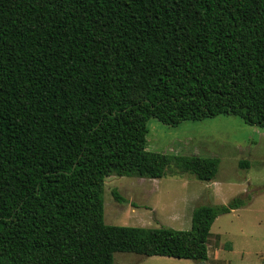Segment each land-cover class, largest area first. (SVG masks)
I'll use <instances>...</instances> for the list:
<instances>
[{
  "label": "trees",
  "instance_id": "1",
  "mask_svg": "<svg viewBox=\"0 0 264 264\" xmlns=\"http://www.w3.org/2000/svg\"><path fill=\"white\" fill-rule=\"evenodd\" d=\"M217 115L264 128V0H0V264L205 262L243 196L196 205L183 230L106 224L102 191L111 175L212 181L217 157L146 134Z\"/></svg>",
  "mask_w": 264,
  "mask_h": 264
},
{
  "label": "rangeland",
  "instance_id": "2",
  "mask_svg": "<svg viewBox=\"0 0 264 264\" xmlns=\"http://www.w3.org/2000/svg\"><path fill=\"white\" fill-rule=\"evenodd\" d=\"M147 128V150L217 157L215 177L205 182L187 173L108 176L102 191L106 224L187 230L196 205L225 204L237 196L245 204L213 220L205 262L115 251L112 264H264V128L234 115L184 120L177 126L149 118ZM244 161L247 166L241 165Z\"/></svg>",
  "mask_w": 264,
  "mask_h": 264
},
{
  "label": "crops",
  "instance_id": "3",
  "mask_svg": "<svg viewBox=\"0 0 264 264\" xmlns=\"http://www.w3.org/2000/svg\"><path fill=\"white\" fill-rule=\"evenodd\" d=\"M232 211H234V210H232ZM232 211H231V212H232Z\"/></svg>",
  "mask_w": 264,
  "mask_h": 264
}]
</instances>
